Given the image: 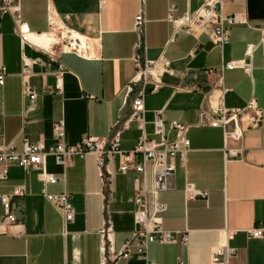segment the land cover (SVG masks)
Listing matches in <instances>:
<instances>
[{"label":"crops","instance_id":"crops-1","mask_svg":"<svg viewBox=\"0 0 264 264\" xmlns=\"http://www.w3.org/2000/svg\"><path fill=\"white\" fill-rule=\"evenodd\" d=\"M1 2V0H0ZM22 29L11 15H5L0 30V70L6 68L0 86V142L22 151L25 140L55 144L54 124L64 122L66 143L73 145L84 136L105 137L121 112L129 114L131 104L126 87L136 74L135 45L139 35L135 20L144 9L145 44L148 61L168 60L175 75L166 74L163 87L148 92L145 99L147 132H153L154 111L164 109L167 124L178 121L189 126L191 150L184 164L178 163L170 189L160 194L167 205L163 227L187 231L188 245L152 244L150 257L156 264H211L213 250L235 231L229 245L239 251L231 264H264V238H252L246 230L264 228V121L262 128L245 133V156L226 162L222 129L200 125V112L209 92L213 105L223 96L227 108H244L256 99L264 104V0H233L226 14H245L250 25L232 29L228 44L207 53L205 68L190 69L189 64L210 43L199 38L175 34L168 21L169 8L176 6L175 18L196 11L200 0H19ZM51 18L90 40L94 59L64 52L58 34L52 32ZM53 23V24H54ZM27 33V34H26ZM47 36V37H46ZM45 38V39H44ZM47 39V40H46ZM256 49L248 53L249 46ZM197 50L193 57L192 52ZM26 59L37 62L31 79L39 93L32 104L23 94L22 71ZM244 60L252 65L242 69H223L225 64ZM63 67L62 92L43 94L44 86L56 87L55 74ZM222 70V86L211 71ZM204 82L205 85L201 83ZM197 87L198 90L186 88ZM140 136L136 124L123 134L122 149L132 150ZM46 169L59 182L47 187L35 169L9 168L8 179L0 180V195H11L23 187L27 194L13 198L18 219L10 233L0 236V264H99L104 224V197L95 156L76 159L64 168L54 157L46 159ZM136 174H117L111 216L115 245L120 249L131 236L134 224L133 196ZM151 179L149 177V183ZM194 184L209 192L207 199L187 200L185 186ZM67 191L76 211L75 221L66 225L58 210L44 196ZM4 208L0 203V215ZM120 264H139L136 255Z\"/></svg>","mask_w":264,"mask_h":264},{"label":"built area","instance_id":"built-area-1","mask_svg":"<svg viewBox=\"0 0 264 264\" xmlns=\"http://www.w3.org/2000/svg\"><path fill=\"white\" fill-rule=\"evenodd\" d=\"M104 0H101L103 3ZM201 5L196 11H188L183 17L175 18L176 6L172 5L168 12V21L173 24L175 34L186 32L195 38L207 35L214 46L223 48L229 43L231 31L239 25H250L245 14H226L225 7L233 0H200ZM5 15H11L19 31L22 29V15L19 0H1L0 2V30ZM51 18L52 32L58 34V43L62 44L64 52L74 53L85 59H94L93 43L85 37L61 25L54 23ZM54 23V24H53ZM145 11L142 9L135 20V30L139 40L135 45L134 61L136 74L126 87V94L131 104L129 114L120 113L119 118L110 128L105 137L84 136L78 143L68 145L64 122L54 124L55 144L47 148L43 142L36 144L24 141L22 151H18L13 144L0 142V180L8 179L9 168L18 166L24 170L35 169L38 178L45 187L59 182V179L46 169V159L54 157L55 162L64 168L71 166L76 159L95 156L99 169L104 197V224L99 232L100 262L99 264H120L136 255L139 264H156L150 257L149 248L152 244L188 245L190 242L187 231H170L163 227L162 215L167 211V205L160 201V194L170 189L171 180L177 170V164H184L187 154L191 150V140L188 137L189 126L178 121L167 124L164 109L155 110L152 121L153 132H147L145 118V99L148 92L156 93L163 87L166 74L174 76L175 70L168 60L148 61L146 58V44L144 40L146 27ZM262 30V44L264 45V27ZM27 34V33H26ZM256 46L251 45L248 53L252 55ZM197 50L192 52L194 57ZM36 61L26 59L22 71L23 94L32 104L39 96L32 85ZM223 69H242L247 73L252 71V65L244 60L225 64ZM64 68L59 66L55 74L56 87L51 89L44 86L43 94L62 92V75ZM222 70L211 71L209 75L218 77V84L222 86ZM7 71L0 70V86H4ZM205 85L204 82L201 83ZM198 90L197 87L186 88ZM229 90L223 88L220 102L213 105L209 100V92L204 93L206 102L200 112V125L222 129L224 134V156L226 162L243 158L247 153L244 145L245 133L249 130L262 128L264 121V104L252 99L244 108H227L223 103V96ZM136 124L140 136L132 150L122 149L123 134ZM134 172L135 190L133 196L134 230L120 249L115 245V230L111 216V206L114 202V179L117 174ZM149 177L151 182L149 183ZM187 200L207 199L209 192L198 189L194 184L185 186ZM44 196L62 216L66 225L75 221L76 211L71 203V195L67 192L49 193L44 190ZM27 194L23 187L16 188L11 195H0V203L4 214L0 215V236L10 233L11 227L18 222L13 213V198H23ZM235 231H228L226 239L216 247L211 256V264H231L239 255V251L229 245ZM252 238H264V228L254 227L246 230ZM180 264H184L180 262Z\"/></svg>","mask_w":264,"mask_h":264},{"label":"water","instance_id":"water-1","mask_svg":"<svg viewBox=\"0 0 264 264\" xmlns=\"http://www.w3.org/2000/svg\"><path fill=\"white\" fill-rule=\"evenodd\" d=\"M214 44L212 42L206 44L204 49L195 57L191 60L189 64L190 69H195V70H202L205 68V60L207 53L214 48Z\"/></svg>","mask_w":264,"mask_h":264},{"label":"bare ground","instance_id":"bare-ground-1","mask_svg":"<svg viewBox=\"0 0 264 264\" xmlns=\"http://www.w3.org/2000/svg\"><path fill=\"white\" fill-rule=\"evenodd\" d=\"M47 37V36H46ZM45 39V38H44ZM47 40V39H46Z\"/></svg>","mask_w":264,"mask_h":264}]
</instances>
